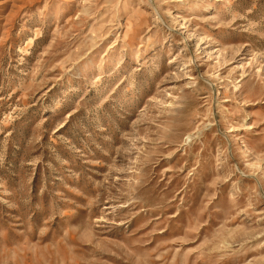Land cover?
Masks as SVG:
<instances>
[{"label":"rangeland","instance_id":"obj_1","mask_svg":"<svg viewBox=\"0 0 264 264\" xmlns=\"http://www.w3.org/2000/svg\"><path fill=\"white\" fill-rule=\"evenodd\" d=\"M0 264H264V0H0Z\"/></svg>","mask_w":264,"mask_h":264}]
</instances>
